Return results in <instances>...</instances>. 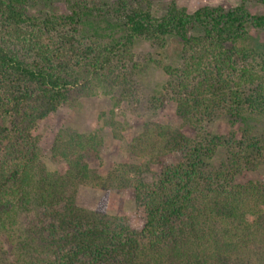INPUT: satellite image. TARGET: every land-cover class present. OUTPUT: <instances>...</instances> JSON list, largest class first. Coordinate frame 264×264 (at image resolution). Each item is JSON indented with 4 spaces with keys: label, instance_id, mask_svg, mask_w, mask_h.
<instances>
[{
    "label": "trees",
    "instance_id": "16d2710c",
    "mask_svg": "<svg viewBox=\"0 0 264 264\" xmlns=\"http://www.w3.org/2000/svg\"><path fill=\"white\" fill-rule=\"evenodd\" d=\"M247 1L190 12L172 0L157 14L153 0H0V264H264V182L239 180L264 164V133L204 126L264 116V52L248 41L264 14ZM171 39L182 63L149 56L168 75L151 102L175 100L195 134L147 122L126 146L148 159L104 176L90 165L100 134L64 129L49 169L38 122L83 94L131 93L135 44ZM114 188L135 190L142 229L106 211Z\"/></svg>",
    "mask_w": 264,
    "mask_h": 264
},
{
    "label": "rangeland",
    "instance_id": "374dc122",
    "mask_svg": "<svg viewBox=\"0 0 264 264\" xmlns=\"http://www.w3.org/2000/svg\"><path fill=\"white\" fill-rule=\"evenodd\" d=\"M172 0H153L157 14L165 12ZM180 6L187 7L190 12L203 5H223L226 8L237 6L242 0H176ZM247 8L253 14H264V4L256 0H248ZM58 8L63 5L58 4ZM61 9V8H60ZM36 10L32 8V12ZM249 42L259 51L264 52V30L251 28ZM137 58L143 66L135 75L134 89L131 93H124L120 88L106 94L99 91L96 94H83L75 101L64 102L56 112L40 120L35 127L34 134L39 138L42 160L49 169H56L57 164L52 158V147L57 134L61 130L77 131L81 133H99L103 144L97 157L90 159V165L101 175H107L120 162L143 163L148 158L139 157L127 149L126 143L138 135L147 122L169 125L189 136L195 134V129L186 125L177 113V102L165 98L159 106L152 104V96L161 95L168 75L155 63L149 62V56L164 59L172 65L182 63L181 49L176 41L170 40L165 50H160L148 41H138L135 44ZM157 105V104H156ZM249 127L243 123H230L225 113H217L212 120L204 122V126L213 132L230 135L235 132L241 136L242 131L250 128L258 135L264 133V116H254ZM114 131L119 133L114 135ZM224 158L220 152L211 161V166L218 167ZM154 170L158 164L152 163ZM256 178L264 182V164L257 171L250 170L239 177L245 181ZM106 211L116 215L121 211L128 214V221L135 230L143 227V219L137 214L135 190L112 189L106 196Z\"/></svg>",
    "mask_w": 264,
    "mask_h": 264
}]
</instances>
